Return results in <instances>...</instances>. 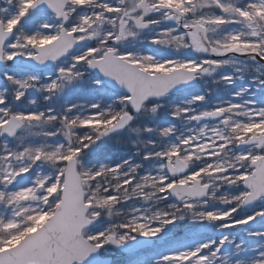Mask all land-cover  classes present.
Instances as JSON below:
<instances>
[{"label":"snow or ice","instance_id":"6c2138e0","mask_svg":"<svg viewBox=\"0 0 264 264\" xmlns=\"http://www.w3.org/2000/svg\"><path fill=\"white\" fill-rule=\"evenodd\" d=\"M0 264H264V0H0Z\"/></svg>","mask_w":264,"mask_h":264},{"label":"rangeland","instance_id":"374dc122","mask_svg":"<svg viewBox=\"0 0 264 264\" xmlns=\"http://www.w3.org/2000/svg\"><path fill=\"white\" fill-rule=\"evenodd\" d=\"M113 258L119 260V256L118 255L114 256Z\"/></svg>","mask_w":264,"mask_h":264}]
</instances>
